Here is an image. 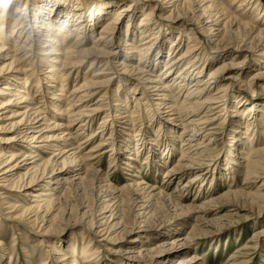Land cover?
I'll return each mask as SVG.
<instances>
[{
	"label": "bare ground",
	"instance_id": "1",
	"mask_svg": "<svg viewBox=\"0 0 264 264\" xmlns=\"http://www.w3.org/2000/svg\"><path fill=\"white\" fill-rule=\"evenodd\" d=\"M102 1L98 0L95 4L96 0H77L76 6L62 7L59 4L54 9L49 6L50 1L33 0V4L28 5L29 0H0V58L5 60L0 62V112L5 110L0 113V181H4L10 190L18 188L19 194H22V187L27 189L23 193L26 200L22 205L7 202L10 203L6 208H10L7 217L24 220L30 228L36 227L45 232L44 235L61 223L62 218H59L66 212L69 213L68 221L73 217L75 221L85 223L91 234L88 246L75 240L66 244L61 240H52L51 250L55 259L50 264H100L102 247L107 250L109 243H117L120 232L130 234L134 229L132 225L136 223L143 225H138L140 230L134 237L136 243L127 249L129 253H134L128 256L130 259L145 260L136 264H209L204 263L207 259L200 258L199 252L190 249V242L195 239L197 232L219 219L206 216L211 211L210 206L218 203L224 207L223 203H227L229 196L248 199L251 195L253 200H261L262 203L264 192H246L237 189V183L238 186L229 187V193H223L225 202L219 197L206 199L214 185L213 177L208 191L204 190L203 183L211 176L207 177L208 170L191 175L185 182V189H180L183 183L180 181L175 186L176 190L169 191L168 188L176 178L181 180L204 164L201 158L211 151L214 144L210 143L215 141L220 126L223 133L230 134V140L235 142V145H231L237 148L239 154L231 165L226 161L223 177L227 178L226 175L230 174L229 179L236 182V171L243 169V179L246 181L264 174V146L257 149L255 142L258 136L256 129H261V132L258 130L259 135L264 136V102H249L245 96L238 95V101L228 105L225 98L236 76L227 73L229 75L222 78L225 75L223 71L234 67L240 69L242 61H225L220 66H216L219 63L217 61L208 63L206 43L209 42L201 45L202 38L196 25L207 32L206 36L213 38L210 41L216 50L232 48L238 51L252 49L256 45L262 46L260 55L264 57V1L144 0L141 4L134 0L124 4L116 0L112 4ZM56 2L54 0L52 5ZM159 3L162 12L157 18L153 14ZM236 4L238 6L235 8ZM165 24L171 27L179 24L177 35ZM232 34L241 36L235 44H232ZM183 35L188 39L187 42ZM117 36L119 40L116 42L114 39ZM161 36L164 38L163 43L170 41L166 49H162L163 45L158 40ZM116 43L125 47L122 52L124 58L119 56L122 48ZM34 46L36 52L30 54ZM38 60L47 70L41 74L43 76L35 92H30L28 77L32 73L27 75L30 71L28 66L32 62L31 65L37 64ZM88 60L90 68L84 72L82 67ZM98 65L101 68L96 69ZM209 68L211 70L204 76ZM115 72L128 73L125 79L131 75V79L126 81L121 78L122 75H118L122 84L136 77L143 90L138 91L137 85L129 93L137 92L139 95L131 94L122 99L116 94L119 90L117 86L113 93V96H117L113 105L106 100L109 94L107 90L96 101V107L90 109L88 102L101 92L100 87L107 85ZM252 73L254 76L246 83L247 87L260 85L264 89V60H259ZM73 75L81 81L71 91L65 92L67 80ZM105 77L108 78L104 80ZM40 90L42 92L36 95ZM34 93L40 96L39 100L32 95ZM45 97L48 98L45 100ZM132 99L133 109L130 108ZM49 104L55 105L53 116L45 114L44 109ZM101 111L106 113L101 118L98 130L102 127L99 130L101 133L110 128L112 131L108 133V138H104L102 133L100 144L111 139L119 123L130 139H126L129 143L126 142L127 165L139 169L143 151L144 154L147 152L148 157L152 154L148 161L151 164L152 161L157 164L162 161L165 169L161 186L148 184L140 176H135L117 187L109 179V182L106 181L108 175L107 178L104 176L106 179L101 175L104 180L98 177V172L93 168L95 164L90 161L94 152H84L82 148L92 138L94 130L88 133L87 137L91 138L85 142L79 137L83 131H79L91 126L89 124L93 118L89 119L90 115L87 114L92 113L91 117H94ZM228 111L232 113L229 121ZM157 119L158 127L152 126L157 127L153 130L157 133V139L152 137L147 142L150 135L147 139L140 131L144 124ZM220 119L224 123L216 124ZM227 121L228 124L231 122L228 127ZM42 125L44 127L41 128ZM72 125L77 126L75 134ZM8 132L14 133L8 135ZM22 142L33 150L32 153H28L31 150L23 149L22 146H27ZM192 142L196 143L190 146ZM114 145H110L112 150H115ZM156 147H159L160 153L155 155L153 150ZM44 148L52 149L54 154L46 157L40 151H44ZM92 148L94 150L95 146ZM178 152L180 156L174 161V153ZM137 160L138 163L135 162ZM198 162L203 164L196 167ZM24 165L26 170L22 172L20 169ZM46 179L48 181L44 182ZM199 179L202 183L199 189L203 188V193L187 202L188 186ZM163 210L168 216L162 213ZM130 212L135 215L134 222L127 215ZM193 213L196 214L197 224L192 223L189 232H186L185 227L169 228L166 233L146 237V231L141 230L155 224L160 214L164 215L163 220L171 221L173 218L185 219ZM44 223H47L46 229ZM99 236L102 238L97 240ZM103 241L106 243L102 244ZM179 245L185 246L173 252L172 248ZM4 249L6 247H2V253ZM80 250H83L84 257L81 261ZM36 261L43 264L38 259L32 263ZM231 262L238 264V259L233 256Z\"/></svg>",
	"mask_w": 264,
	"mask_h": 264
},
{
	"label": "rangeland",
	"instance_id": "2",
	"mask_svg": "<svg viewBox=\"0 0 264 264\" xmlns=\"http://www.w3.org/2000/svg\"><path fill=\"white\" fill-rule=\"evenodd\" d=\"M22 1H24V0H22ZM43 1H45V2L50 1V3H48L49 6L54 7V9L59 4L62 7H65L68 5L76 6V4H77V0H61V1L57 0V2L54 5H52L54 0H43ZM83 1H88V0H83ZM97 1L98 0H96L95 4L98 3ZM116 1L122 2V4H124V3L130 2L131 0H116ZM102 2H108L109 4H112L114 2V0H103ZM133 2L141 4L142 2H144V0H134ZM19 3H20V1H19ZM31 3L33 4V0H29L28 5ZM20 4L22 5V3H20ZM139 4H136V5H139ZM86 6H91V5L87 4ZM236 6H238V5L236 4L235 8H236ZM160 7H161V3H159L158 6L156 7L155 13L153 14V16H156V17L158 16L157 18H160V16H161L160 14L162 12L160 10ZM138 14H139L138 15V17H139L140 13H138ZM262 22H264V20H262ZM165 25L167 27H170L171 30H174L175 36L179 32V24H176L172 27H171V25H167V24H165ZM199 27H201V26L196 25L197 31H200L199 37L202 38L201 45L206 43L207 41L209 42V43H206L207 55L209 58V61H207L208 63L217 61L219 63H217L216 66H220V65H222L221 62H225V61H235L236 63L239 61H242V63H241L242 66H240L241 67L240 69L234 67L232 69L226 68L227 70L225 69V71H223L225 75H223L224 77H222V78H225V76H228L229 74H227V73H232L234 76H236L234 78V80H232V82L234 84L229 85L230 87L228 89H230V90L227 93L228 97L225 98V100H227V102H228V105L231 106L235 102H237L238 101V95L239 96L240 95L245 96V98L249 102H254V101L255 102H257V101L264 102V89L260 85H250L249 87H247V85H246V83L249 82V80H251L253 78L254 74L252 72L257 68L259 60H261V61L264 60V57L260 55V52H261L260 49L262 46L253 45L252 49L247 48L246 50H238V51L234 50L232 48L219 51V50L212 48L213 42H211L210 40H213V38L210 39L209 36H206V35H208L207 32L202 27L201 28H199ZM240 39H241V36L239 34H232V41H233L232 44L237 43L238 40H240ZM118 40H119V36H117L114 39V41H116V42ZM158 40L163 45L162 49H166L169 47L170 41L163 43L164 38L162 36L160 38H158ZM184 40H185V42L188 41V39L185 36H184ZM89 42L91 43V39L89 40ZM39 44L41 45V43H39ZM116 45H119V43H116ZM119 46L122 48V51H120L119 56L124 58L123 57V53H124L123 49H125V47L123 48V46H121V45H119ZM34 48H35V46L33 47V51L30 54H32L33 52H36ZM33 56L34 55H31V57H33ZM34 59H35V57L31 58V60H34ZM4 61H5L4 58H0V62H4ZM89 61L90 60H88L84 63V65L82 67L83 68L82 71L85 72V71L89 70V68H90ZM32 63H30L28 66V68L30 67L29 68L30 71L28 72L27 75L29 76V73H32L30 75V77H28V81L30 83V92L31 91L35 92V90L37 89V87L39 85L37 83H38L40 77L43 76L41 74H43V72H46L47 69H46V66L42 65L39 60H38L37 64L34 63L33 65H31ZM40 65H42V66H40ZM114 65H117V64H114ZM94 66H95V64H94ZM43 67H44V70H43ZM98 68H101V67L98 65V67L96 69H98ZM107 70H109V69H107ZM209 70H211V68H209L204 73L205 74L204 76L207 75V72ZM95 73H97V72H95ZM107 74H110V73H107ZM126 74H128V73H126ZM126 74L121 73V72L120 73L115 72L112 75V77H110L111 80L109 81V83L107 85L106 84L103 85V87H100L99 92L100 91L101 92L98 93V95H94L92 97V99L88 102L90 109H92L93 107H96V105H97L96 101H98V98L101 97V95H103L105 93V91H107V90L109 91V94H107L106 100H109L112 103V105H113V103L116 102L115 98L117 96L120 95V97L122 99H125V97L130 96L132 93H129V90L131 91L132 89H134L135 86L137 88V85H138V89H137L138 91L143 90V88L140 87L141 84H139V82L135 79L136 77H134V79L132 77V80H130L126 83L123 82V84H122V82H119L120 77L118 75H122L121 78H123L125 81L129 80L131 75H128L130 77L128 79H125V78H127ZM107 78L105 77L104 80H106ZM101 79L103 80V78H101ZM67 81L68 82L64 87L65 92L71 91L73 89V87L75 86V84L80 82L81 79L76 80L75 75H73ZM131 81H132V83H131ZM140 81H142V79ZM57 83H59V81H57ZM57 83L53 82V84H57ZM117 86H119V90L116 93L117 96H113L114 90L116 89ZM41 92L42 91L40 90L39 93L38 92L36 93V95L40 94ZM32 95L35 96V93ZM132 95L137 96L139 94L137 92H135ZM2 97L5 98L6 95H3ZM35 97H36L35 99L39 100L40 96L38 95ZM182 97H183V95L181 94L180 98H182ZM47 98L48 97H45V100ZM42 102L44 103L46 101H42ZM41 104L42 103H40L39 105H41ZM50 105H53V104L47 105L48 108L44 109V111H45V114L53 116L55 105H53V106H50ZM133 106H134V100L132 99L130 108L133 109ZM53 107H54V109H53ZM4 111L5 110H2L1 112H4ZM104 112L106 113V111H101L100 113H96V115L94 117H91L92 113L87 114V115H90L89 119L93 118L92 122H90V124H89L91 126L89 127V129H87V126H86L85 129L79 131V132L83 131L79 135V137H80V140L82 142L83 141L85 142V140L87 138L88 139L91 138V136L87 137L88 133H90L91 131L94 130L92 138L89 139L88 142L84 143L82 145V148H84V152H86V151L89 152V150L94 152L93 155L90 156V157H92L91 158L92 160H90V161H92V163L94 162L93 164H95V166L93 168H95V170L98 172L97 173L98 177L100 178L101 175L103 177L104 176L106 177L108 175L107 176L108 178L106 177L107 179L104 177V179H106V181H108V179H109L110 183H112L113 185L115 184V186H117V185L120 186L121 184H123L125 182L127 183V181L131 180V178H136V177L138 178L140 176L141 178L144 179L145 182H148V184H152V185L158 184V186H161L162 181H163V176H164L163 172L165 169L163 168L162 161H161V164L159 163L160 165L157 164L156 162H153V161L151 164L148 161V160H150L149 158L152 155L151 153H150L151 154L150 157H148L147 152L144 154L145 151H143L142 157H140L141 163L138 160L135 161L137 163L139 162L138 167H139V165H142L143 167L140 166V168L138 169L135 166V169H134V167L132 168V167H129L127 165V161L125 159V156H127L126 152L128 149L127 148V143H128L127 140H130V139L128 138L127 135H125L127 132H125V130H122L123 128L122 129L120 128L119 123L116 124L118 126H115L114 132L112 134L113 138L111 137V139L109 138V140L107 142L104 141V143L100 144L102 133H103L104 138H106V137L108 138L110 136V134H108V133H110L112 131V128H110V129L104 130L101 133L99 130L103 129L102 127L98 130V126L100 125V122L102 121L101 118L104 115ZM7 113H3V114L5 115ZM227 114H229L227 119L232 117V113L230 111H228ZM43 115H44V113H43ZM220 115H221V113H220ZM222 115H223V113H222ZM42 116H40V117H42ZM156 118H157V116H156ZM157 121H158V119L153 120V122H149L152 125H150L148 123L144 124V127H142L143 129H141L142 131H140L141 132L140 134H142V136L146 137L147 139L150 135L147 142H150L152 137L157 139V133L155 131H153L154 129H156L158 127L156 124ZM228 121H229V119H228ZM228 121L226 122V127H228L227 125L231 124V122H229V124H228ZM0 122H2V121H0ZM220 122H223L222 119H220L219 121L217 120L216 124L220 123ZM148 125H150V126H148ZM153 125H156L157 127L153 128L152 127ZM77 126H78V124H77ZM77 126L72 125V127H71L72 132L74 131L73 132L74 134L76 133L75 131H77ZM42 127H44V125H42L41 128ZM220 128H221V126L217 130V134L214 138L215 141H212L210 143L211 145L214 144V145H212L211 151H208L207 154L202 156V158H201V160L203 161L204 164L203 163L199 164V162H198V163H196L197 164L196 167H198L202 164L203 165L201 167L195 168L191 172L187 173L185 176H183L181 178V180L179 179V177L176 178L175 181H173L170 184V187L168 188L169 191L176 190L175 186L179 181L183 182L182 185L180 186V189L181 188L185 189L186 188V187H184L185 182L188 180V178L191 175H193L197 172H200L202 170L203 171L208 170L209 174H207V177L210 175L211 176L209 179L206 178L205 182L203 183V187H205L204 190L208 191V185L210 184L211 179L213 177H214V179L212 180L213 181L212 183L214 185L212 186L213 189L211 188L210 191L208 192V194H207L208 197L206 199L214 200V199H216V197L217 198L219 197L221 199V201L225 202V200H224L225 194L229 193V190H228L229 187L233 186V188H234V187L238 186V184H239V187H236V188L237 189L239 188L243 191L245 190L246 192H250V193L257 192V191L264 192V185H262V183L264 182V174H261L258 178H250V180L246 181L243 179V177H244L243 171H245L243 169L242 171H236V182L235 181L232 182V180L229 179L230 174L226 175L227 178L223 177V173L225 174V170H223V168L225 167L224 164L227 162H230V165H231L233 163V160L237 159L236 157L239 154L237 152V148L235 149V146H234L235 142L230 140L231 139L230 134L223 133ZM118 129H120V130H118ZM150 129H152V131ZM97 130L99 133L97 132ZM258 130L260 132L262 131L261 129L255 130V133L258 134L257 139L255 141L257 149L264 146V144H263L264 143V136H260ZM143 131H144V133H143ZM57 132L58 131H56V133ZM13 133L14 132H8V135H11ZM49 133H53V132H49ZM115 135L117 136V138H115L116 137ZM123 135H125V136H123ZM124 137H125V140H124ZM201 138H203V136H201ZM102 139H103V137H102ZM112 139H113V141L114 140L115 141L113 142ZM201 140L203 141V139H201ZM19 141H22V140L20 139ZM19 141H18V143H20ZM207 141H209V140H207ZM158 142H160V140H158ZM22 143H23V145L27 146L25 144V142H22ZM40 143H42L43 145L46 144V142H40ZM195 143L196 142H194V143L192 142L191 145L190 144L189 145L192 146V144H195ZM231 143L232 144L234 143V145H231ZM112 144H115L114 145L115 150H112V147L110 146ZM201 145L204 146L205 144H201ZM201 145H199V146H201ZM17 146H20V145H17ZM93 146H95V148H94V150H91V149H93L92 148ZM118 146L120 149L118 148ZM22 147H23V149L25 148L26 150H29V151L31 150L28 153H32V151H33L32 149H30L29 146H27V147L22 146ZM156 148H154V150H153L155 155H156V153L157 154L160 153V151L158 149L159 147L157 149ZM193 148H195L194 145H193ZM233 149H234V151H233ZM40 151H42V153L44 155H46V157H50L54 154V152L50 148H44V151H43V149H40ZM114 151H115V153H112ZM32 155H34V154H32ZM179 156H180L179 152H178V154L174 153V157H175L174 161L177 158H179ZM146 157H148V158H146ZM156 159H158V158H156ZM124 161H126V166H125ZM246 163H248V160L245 162V164ZM147 164H150V165H147ZM207 164H209V165L207 166ZM133 165H135V164H133ZM234 167L236 168L237 164L234 165ZM129 168H130V170H129ZM133 169H134V171H132ZM20 170L22 172H25L26 165H24ZM130 172H132V173L134 172V173L132 174ZM135 172H137L138 174H136ZM109 175H110V178H109ZM103 177H101L102 179L101 178L100 179L104 180ZM166 178H168V177H166ZM191 179H193V178H191ZM47 181H48V179H46L44 182H47ZM106 181H104V182L106 183ZM3 182L4 181H0V239H1L0 264H39V261L32 263L34 261V259H38V260H40V262L42 261L43 264H50L52 262L53 258L55 259V257L52 256V250H51V248L53 246V244L51 245V242L53 243L52 240H61L65 244L75 240V242H78L85 247L88 246L87 244H89V241L91 238V234L88 230V227L85 225L84 222L75 221V219L73 217H72L73 220L71 219V221H68L69 213H67V212L65 214L61 215L62 217L59 218V220H61V218H62L61 223L54 230L47 232V235H44L45 232L38 230V228H36V227L30 228L24 222V220L18 221L16 219L11 218V217H7L8 212L10 211V208H9V210L6 209L7 206L10 205V203H7V202H9V201H11L13 203L17 202V205L19 204L18 206H20V204L22 205V203H24L26 200L23 197V193L27 189L22 187L20 189V192L23 190L22 194H19V191H17L18 188L16 189L13 187V188H11L13 190H10ZM190 184H191V186H188V190L186 191L187 202H190L192 199H194L196 196H198L199 193L200 194L203 193V190L201 191V189H203V188L199 189L201 184H202L201 179H199V181H192ZM231 184H233V185H231ZM96 186H97V184H96ZM225 192H227V193H225ZM178 193H180V192H176V194H178ZM223 193H225V194H223ZM250 197H251V195H250ZM250 197L248 199H246L243 197H230L229 196L226 199L227 203H223L224 207H220L221 204H218V203L215 204V206H210L209 210H211V211L208 214H206V216L209 219L215 218V217H217L219 219L216 222L209 225V227H204V225L201 226L202 228L204 227L203 231L197 232L198 234L196 235V237H194L196 240L194 239L193 241L190 242V249L199 252L200 258H202L203 260L207 259L204 263L231 264L232 263L231 258H233V256H235V258L238 259V264H264V208H263L264 202L260 203L261 200L260 201L253 200V198L252 197L250 198ZM217 207H220V208L217 209ZM163 211L164 212H162V213L164 215H167L166 210H163ZM54 213H56V212H54ZM163 214H160L158 216L155 224H152L151 226H149V228L143 227L141 229V230L146 231V233H145L146 237H151V236L156 235L158 233H166V230H168L169 228H172V230H173L175 228L181 229V228L185 227L186 232H189L191 230L190 227H191L192 223H194V222L196 223V221H195L196 214H194V213L192 215L189 214L190 216L188 215L189 217L187 216L185 219H181V217L179 219L173 218L172 219L173 222H172V220L171 221L163 220L162 219V217L164 216ZM127 215L130 217L132 222H134V220H136L135 215L133 213L131 214V212H130V213H127ZM169 218L170 217H168V219ZM181 222H184V223L182 225L178 224ZM46 224L47 223H44L45 229L47 228ZM138 225H139V223L132 225V227H134V229L130 234H127L125 231L120 232L117 235L118 236V239L116 241L117 243H115V244L109 243L107 245V248H108L107 250H105L102 247L103 251L101 254L100 264H122V263H134V264H136L139 261L145 262L144 259H135V258L130 259L128 257L130 254H134V253H129V251H127V249H130V247L134 243H136V241H134L135 240V238H134L135 234L137 233L138 230H140L139 226H142L143 224L139 225V226ZM101 238L102 237L99 236L97 240H100ZM171 239H172V237L170 238V240ZM93 241L94 242H92V243L95 244L96 241L95 240H93ZM103 243H106V241H103L102 244ZM137 243H138V241H137ZM47 245H49V246H47ZM184 246L185 245L175 246L172 248V250H173V252H176V251H179L182 248H184ZM2 247H6V249H4L5 253L3 252L4 255L1 251ZM112 247H115V248H113L111 251ZM133 249L136 250L137 248L136 249L132 248V250ZM50 252H51V254H50ZM81 252H80V259H79L80 261L84 258L83 257V250ZM11 255H12V257H11ZM230 255H232V257ZM236 256H239V257H236Z\"/></svg>",
	"mask_w": 264,
	"mask_h": 264
}]
</instances>
